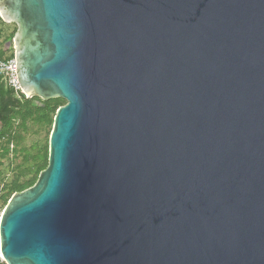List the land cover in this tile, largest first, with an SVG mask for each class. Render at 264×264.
<instances>
[{"label":"water","instance_id":"obj_1","mask_svg":"<svg viewBox=\"0 0 264 264\" xmlns=\"http://www.w3.org/2000/svg\"><path fill=\"white\" fill-rule=\"evenodd\" d=\"M47 167L4 264H264V0H0Z\"/></svg>","mask_w":264,"mask_h":264},{"label":"trees","instance_id":"obj_2","mask_svg":"<svg viewBox=\"0 0 264 264\" xmlns=\"http://www.w3.org/2000/svg\"><path fill=\"white\" fill-rule=\"evenodd\" d=\"M14 32L11 34L13 38ZM10 39V36L8 40ZM0 49V59H10ZM65 105L62 99H51L46 102L38 98L26 99L21 93H14L0 77V158L7 159L15 153L23 141L22 134L27 132L28 125L48 127L51 131L54 115L59 107ZM49 137V135H48ZM24 170L17 169V176L0 189V212L14 193L32 187L40 172L47 167L48 141L42 150L35 146L23 149ZM0 264H4L0 261Z\"/></svg>","mask_w":264,"mask_h":264},{"label":"rangeland","instance_id":"obj_3","mask_svg":"<svg viewBox=\"0 0 264 264\" xmlns=\"http://www.w3.org/2000/svg\"><path fill=\"white\" fill-rule=\"evenodd\" d=\"M16 31V26L13 23H5L0 18V49L5 51L6 55L14 53L12 45L11 34ZM10 36V39L8 40ZM49 135L48 127H38L34 125H28L27 132L22 134L23 141L17 148L15 153L9 155L7 159L0 158V189L4 184L10 182L17 176V169H25L23 164V149H30L35 146L37 149L42 150L47 144ZM1 147V146H0ZM1 151V148H0ZM2 212H0L1 216ZM0 260L1 257H0Z\"/></svg>","mask_w":264,"mask_h":264},{"label":"built area","instance_id":"obj_4","mask_svg":"<svg viewBox=\"0 0 264 264\" xmlns=\"http://www.w3.org/2000/svg\"><path fill=\"white\" fill-rule=\"evenodd\" d=\"M0 77L3 78L7 87L12 89L14 93H21L25 96L17 82L14 58L0 59ZM0 261L2 262V260Z\"/></svg>","mask_w":264,"mask_h":264}]
</instances>
